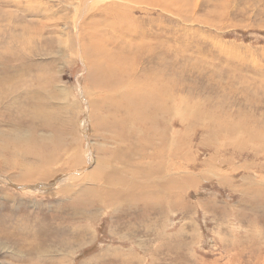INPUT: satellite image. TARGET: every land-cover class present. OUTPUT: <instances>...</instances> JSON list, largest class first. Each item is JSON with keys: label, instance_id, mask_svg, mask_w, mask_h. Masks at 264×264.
<instances>
[{"label": "rangeland", "instance_id": "rangeland-1", "mask_svg": "<svg viewBox=\"0 0 264 264\" xmlns=\"http://www.w3.org/2000/svg\"><path fill=\"white\" fill-rule=\"evenodd\" d=\"M0 261L264 264V0H0Z\"/></svg>", "mask_w": 264, "mask_h": 264}, {"label": "bare ground", "instance_id": "bare-ground-1", "mask_svg": "<svg viewBox=\"0 0 264 264\" xmlns=\"http://www.w3.org/2000/svg\"><path fill=\"white\" fill-rule=\"evenodd\" d=\"M87 50V49H86ZM88 51V50H87ZM87 51H86V53H87ZM85 53V54H86ZM88 53H92V54H98L96 51H93V52H89L88 51ZM98 63V62H97ZM100 64V63H99ZM98 64V65H99ZM101 65V64H100ZM104 67V66H103ZM110 74V73H109ZM112 75V74H111ZM116 81V80H115ZM118 86V85H117ZM101 87V86H100ZM116 88V87H115ZM114 88V89H115ZM118 89V88H117ZM125 96H124V98H129V97H126L127 95L126 94H124ZM120 96H121V94H120ZM122 97L123 96H121V99L120 100H122ZM129 100H130V98H129ZM120 102V101H119ZM123 102V101H122ZM124 102H125V99H124ZM127 102V101H126ZM150 102L151 103H153V104H155V102H153V101H147L146 103H149L150 104ZM116 103V102H115ZM128 103V102H127ZM130 103H132V102H130ZM126 105H128V104H126ZM111 106V105H110ZM113 106V105H112ZM132 106H135V105H133L132 104ZM136 106H137V104H136ZM146 106V105H145ZM131 107V106H130ZM130 107H127L126 106V108L127 109H130ZM140 109H142V107H143V105H139L138 106ZM105 108H107V107H105ZM103 109L104 108H101V111H103ZM154 110H161L162 112H166V109H164L163 107H160V108H157V109H154ZM106 111V110H105ZM126 113L127 112H122L121 114H123L122 116H121V118H120V122H121V124H120V126L121 127H119L120 128V130H119V132L117 131V132H115V129L113 130V128L112 127H110V130H111V132L110 133H114L117 137H119V139H126V137H127V133H132L133 132V128H132V126L128 123L129 121H127V118H126ZM105 116V115H104ZM107 116V115H106ZM104 119H105V117H104ZM109 119V118H108ZM113 119V118H112ZM114 121H115V119H114ZM127 124H129L128 126H127ZM102 125H103V123H102ZM104 126V125H103ZM111 126H113V125H111ZM106 128L107 127H105V129L102 131V133L103 134H105V130H106ZM126 129H127V132H126ZM109 131V130H108ZM168 131V130H167ZM167 131H163V133H161L160 134V140H159V142H162L163 141V144L165 143V139H166V135L168 134V132ZM142 145H146V144H142ZM162 147L160 146L159 147V149H158V151H157V153L159 154V153H162ZM153 151V150H152ZM114 154H116V153H114ZM129 158V157H128ZM127 158V159H128ZM148 158V157H147ZM145 161V160H144ZM46 162H47V164L49 163V161L48 160H46ZM150 166V165H149ZM154 166V165H153ZM146 168V167H145ZM124 169V168H123ZM138 169V168H137ZM151 169V168H150ZM160 169V168H159ZM99 170H101V169H99ZM104 170V169H103ZM107 170V169H106ZM133 170V169H132ZM131 170V171H132ZM152 170V169H151ZM97 170H95L93 173H92V179L94 178V177H96L97 176V172H96ZM117 171V170H116ZM128 171V170H127ZM157 171H158V169H157ZM40 171H37V173H39ZM115 172V171H114ZM119 172V171H118ZM126 172V171H125ZM124 172V173H125ZM130 172V171H129ZM137 172V171H136ZM140 172V171H139ZM150 172V171H149ZM152 172V171H151ZM150 172V173H151ZM110 173V172H109ZM112 173V172H111ZM132 173V172H131ZM126 174V173H125ZM129 174V173H128ZM135 174V173H134ZM152 174H154V173H152ZM157 174V176H158V173H156ZM104 175V173H100V176H103ZM121 175V174H120ZM138 175V174H137ZM142 175V174H141ZM144 175V174H143ZM128 176V175H127ZM199 176H201V175H199ZM198 176V177H199ZM108 177V176H107ZM129 177V176H128ZM153 175H152V182L153 181H155L154 182V187H155V189H157V191L159 192V193H162V194H166V193H168V192H170L169 190H171V188H174L175 187V185L177 184V185H179L180 187H185V181H186V183H187V178H184V177H176V178H170V176H168L167 177V175L166 176H163V180H161L160 179V177L158 176L157 178H155V179H153ZM101 178V177H100ZM100 178L98 179V181L100 180ZM111 178V177H110ZM149 178V177H148ZM151 178V177H150ZM149 178V179H150ZM132 179V178H131ZM149 179H147V180H149ZM109 181L110 182H113L112 181V179H109ZM95 182H96V179H95ZM102 182H103V180H102ZM180 182V183H179ZM182 183V184H181ZM97 184V183H96ZM94 185H95V183H94ZM128 185V184H127ZM99 186V185H98ZM105 186V185H104ZM89 188V187H88ZM115 189H118V188H115ZM134 189V188H133ZM90 190V192H92V193H95V191H94V189H89ZM122 190V189H121ZM125 190V189H124ZM174 191V190H173ZM125 192V191H124ZM109 194H111L110 192H109ZM146 194V193H145ZM115 195V194H114ZM126 195H127V190H126ZM125 195V196H126ZM138 195V194H137ZM172 195V194H171ZM170 195V196H171ZM140 196V195H139ZM142 196V195H141ZM169 196V197H170ZM119 197V196H118ZM138 197V196H137ZM109 198V197H108ZM113 198V197H112ZM133 198V197H132ZM108 200V199H107ZM95 201V200H94ZM110 201V200H109ZM113 202H115V201H113ZM95 204V203H94ZM105 204H106V202H105Z\"/></svg>", "mask_w": 264, "mask_h": 264}, {"label": "water", "instance_id": "water-1", "mask_svg": "<svg viewBox=\"0 0 264 264\" xmlns=\"http://www.w3.org/2000/svg\"><path fill=\"white\" fill-rule=\"evenodd\" d=\"M0 264H3V263L0 261Z\"/></svg>", "mask_w": 264, "mask_h": 264}]
</instances>
